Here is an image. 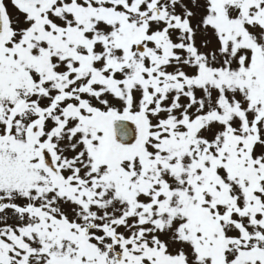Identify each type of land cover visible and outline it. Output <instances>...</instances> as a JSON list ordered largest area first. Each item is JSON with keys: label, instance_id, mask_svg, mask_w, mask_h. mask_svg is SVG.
Returning <instances> with one entry per match:
<instances>
[{"label": "snow or ice", "instance_id": "1", "mask_svg": "<svg viewBox=\"0 0 264 264\" xmlns=\"http://www.w3.org/2000/svg\"><path fill=\"white\" fill-rule=\"evenodd\" d=\"M0 264H264V0H0Z\"/></svg>", "mask_w": 264, "mask_h": 264}]
</instances>
